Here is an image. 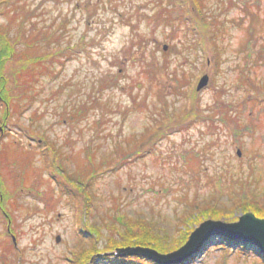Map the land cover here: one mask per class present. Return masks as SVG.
I'll use <instances>...</instances> for the list:
<instances>
[{"label":"rangeland","instance_id":"obj_1","mask_svg":"<svg viewBox=\"0 0 264 264\" xmlns=\"http://www.w3.org/2000/svg\"><path fill=\"white\" fill-rule=\"evenodd\" d=\"M14 6L10 26L4 12L13 16ZM252 18L264 24V0H0V31L36 71L18 113L7 116L0 101V151L12 144L34 154L25 177L16 163L9 171L0 164V264H110L103 250L112 237L118 249L170 254L175 241L156 249L136 234L129 242L109 234L112 216L144 217L174 238L230 203L237 180L259 188L263 206L250 196L246 203L262 213L264 60L253 53L264 48V31ZM47 32L57 44L36 41ZM16 62L7 68L13 87ZM205 75L209 84L197 91ZM89 151L100 166L87 188L89 223L101 229L94 242L80 227L84 198L65 181L80 171L70 157L88 164ZM191 211L189 227L179 228ZM234 212L206 220H264ZM220 242L195 264H264L254 250Z\"/></svg>","mask_w":264,"mask_h":264},{"label":"trees","instance_id":"obj_2","mask_svg":"<svg viewBox=\"0 0 264 264\" xmlns=\"http://www.w3.org/2000/svg\"><path fill=\"white\" fill-rule=\"evenodd\" d=\"M13 9L16 11V12L13 11L15 12L13 16L8 14L6 11L4 12V17L8 18V21H9L8 24L10 26L17 18H19L18 8L14 6ZM249 15L253 16V14H249ZM179 17L182 20L184 18L185 21L187 20L186 18H189L187 14H182V13L179 15ZM253 20H256V19L252 18V24L257 28L260 27V30L264 31V24L262 23L261 25L258 26V24L260 23V20L258 21L256 20V22H254ZM6 32H7L6 29L0 31V101L5 106V114L9 116L10 113L13 111H14V114L19 112V108L21 106L20 104H22V102L28 96L27 91L30 88V83L34 80V77H36V73H35L36 71L34 70L33 66L30 67L29 65L25 63L24 60H22L21 57L19 58L18 56L19 52H18L16 45H14L13 43L14 42L13 38H11L10 35L8 36ZM35 35L37 37L36 41L37 42L45 41V43H47L46 46L47 45L50 46L52 41L54 44H57L58 38H56L54 34L50 35L47 32L46 35H44V37L42 33H36ZM250 46H251V42L248 43V47ZM57 52H60V51H57ZM253 55L259 56L263 61L264 60V48L262 50H257V52H254ZM15 60L21 64V67L19 68L18 71H16L15 81L17 82L14 83V87H13L11 86V83H10L11 79L8 76L7 68H8V64L11 62H14ZM189 84L190 83H188V85ZM16 93L18 95H16ZM86 111H88V109L84 110V114L82 116L80 115L79 117H77V115L75 114H72L73 116L72 121L83 120L87 115ZM190 123H193V122H190ZM190 123H188L186 127H188ZM11 147L12 148L10 149L6 146L0 151L1 167H4V170L9 171L10 166H12V163H16L24 171V174H25L24 177H25L26 176L25 172H27L29 167L32 166V161H33L32 159H33L34 154L31 151H27V149L26 150L24 148L20 149L19 147L13 146L12 144H11ZM88 155H89L88 159L90 160L88 164L85 163V159H82L81 155H78L77 157L71 156L70 158L75 159V161L77 162L80 171L77 174V176H73V177L66 176L67 177V178L65 177L66 180L65 179L63 180L69 182V184H73L74 186H76L77 189L75 190L79 191L81 195L80 197L84 198L83 200L80 201V204H81V208H80V224L81 225L80 227H81V230L84 228L85 229L87 228V231H85V233H88V235L91 234L92 237L90 238L93 239V242H94L95 239H98V237H100L101 229L97 224L91 225L89 223V215H90V210H91V205H90L91 195L89 194V191L87 190V188L90 186L91 181L95 180V178L97 177L98 175L97 172L100 166L96 165V163L94 162L93 156L90 154V151ZM128 156H130V153L124 156V159H127ZM88 168H92V170H90L89 172ZM109 169H112V167L109 166L107 170ZM234 184L235 186L231 187L229 191V195L232 200L230 201L231 204L228 201L222 204V206L215 204V206L211 207V209L207 213L206 212L204 213L205 214V217L203 220L204 222L207 221L206 219H211V218H214L216 220L224 219V217L222 216V213H227L228 214L227 216L232 217L236 209L238 210L242 209L243 213H247L250 210L251 211L253 210V212H255V214L258 217L263 218L264 210H262V213H261L260 207L246 203L248 201L249 196L252 197V199H255V201L259 205L262 203L260 198H258L260 196L261 197L263 196V194H259V188L254 187L253 189L250 190L246 187L243 180H237L236 182L233 183V185ZM3 185H4V182L0 181L1 191H2ZM236 185L239 186L238 189L236 188L237 187ZM240 188H242L243 191H246V193H244L243 191L239 192L238 190H240ZM0 201H3V199H1ZM1 205H3V202ZM197 207L199 208L200 205L197 204ZM197 207H196V211H197ZM244 207H247V209L245 210ZM196 211H193V213L196 214ZM193 213L191 211L179 218V221H178L179 228L180 227L182 228L183 226L184 228L189 227L191 221L195 217V216L193 217L192 215ZM9 219H10V215H9ZM204 222L201 221L199 224L201 225ZM200 225H196L193 228H189L185 232L177 229L179 235L173 238V235H171L167 229L159 226L156 222H153L152 220H148L144 217L131 218V217H128L127 215L115 216L114 214V216H112L111 222L109 223L107 229L109 231V234H112V235L114 231H118V233L122 237V241L126 240L127 242L130 241L131 236L136 234L138 237L137 239L140 242L139 245L152 246L154 248L156 247V249H159L160 246H161L160 249L163 248L165 242L175 241L174 248L172 249V252H175V251L180 250L183 246H185V244L189 241L192 233ZM112 240L116 241L117 239L115 237H112L109 239L110 241L109 246L103 250V254L113 253L116 251V249H118L117 248L118 246L114 245L113 244L114 242H112ZM217 240L221 241L220 242L221 244H219V247H222V249H227L231 251V248H230L231 242H229L228 240H222V239H217ZM209 245L210 243L206 245L203 249H205ZM236 245H239L238 250L244 251L247 254L252 253V250H254L253 253L257 254L259 261L264 263V256L259 250L254 249V248L252 249L248 245H241L239 243H236ZM98 252L99 250L95 251V254L97 255L101 254V252L100 253ZM112 255L113 254H111L110 256L111 257L114 256V258H116L114 261L111 260L110 256L106 258V260H108L110 264H113L114 262L115 264H155L153 261H150L140 256H128V257L121 258L115 255L113 256ZM194 259L195 258H190L187 261H185V263L183 264H195Z\"/></svg>","mask_w":264,"mask_h":264},{"label":"water","instance_id":"obj_3","mask_svg":"<svg viewBox=\"0 0 264 264\" xmlns=\"http://www.w3.org/2000/svg\"><path fill=\"white\" fill-rule=\"evenodd\" d=\"M209 84V77L203 76L197 91H202ZM215 239L228 240L231 243L248 245L264 255V220L253 214H246L236 223L208 220L202 223L191 235L189 241L180 250L164 255L148 248L117 249L111 254L117 257L140 256L155 264H182L199 254L203 248ZM60 242V238L58 239Z\"/></svg>","mask_w":264,"mask_h":264},{"label":"clouds","instance_id":"obj_4","mask_svg":"<svg viewBox=\"0 0 264 264\" xmlns=\"http://www.w3.org/2000/svg\"><path fill=\"white\" fill-rule=\"evenodd\" d=\"M202 98H203V99H208V96H207V95H205V96H203Z\"/></svg>","mask_w":264,"mask_h":264}]
</instances>
